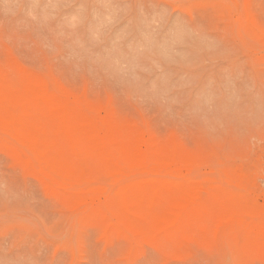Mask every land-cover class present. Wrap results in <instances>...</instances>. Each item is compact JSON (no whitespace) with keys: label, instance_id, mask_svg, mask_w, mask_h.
Here are the masks:
<instances>
[{"label":"rangeland","instance_id":"374dc122","mask_svg":"<svg viewBox=\"0 0 264 264\" xmlns=\"http://www.w3.org/2000/svg\"><path fill=\"white\" fill-rule=\"evenodd\" d=\"M0 103V264H264V0H0Z\"/></svg>","mask_w":264,"mask_h":264},{"label":"bare ground","instance_id":"6f19581e","mask_svg":"<svg viewBox=\"0 0 264 264\" xmlns=\"http://www.w3.org/2000/svg\"><path fill=\"white\" fill-rule=\"evenodd\" d=\"M17 83H18V82H17ZM49 87H50V85H49ZM26 97H27V96H26ZM38 99H39V98H38ZM27 103H29V102H27ZM29 104H30V103H29ZM0 105H1V103H0ZM34 106H35V105H34ZM58 106H59V105H58ZM36 108H37V107H36ZM36 110H37V109H36ZM21 112H22V111H21ZM36 112H37V111H36ZM70 112H71V111H70ZM27 120H28V119H27ZM35 120H36V118H35ZM77 120H78V118H77ZM36 121H37V120H36ZM36 121H35V122H36ZM78 122H79V121H78ZM39 125H40V124H39ZM91 125H92V124H91ZM91 125H90V126H91ZM113 126H114V125H113ZM0 132H1V131H0ZM114 132H115V131H114ZM1 133H3V132H1ZM3 134H4V133H3ZM5 134H7V133H5ZM5 134H4V135H5ZM55 134H56V133H55ZM57 134H58V133H57ZM72 135H73V134H72ZM121 135H122V134H121ZM0 136H1V135H0ZM6 136H8V135H6ZM45 136H46V135H45ZM8 137H10V136H8ZM46 137H47V136H46ZM11 138H12V137H11ZM11 138H10V139H11ZM47 139H48V138H47ZM59 139H61V138H59ZM68 139H69V138H68ZM13 140H14V138H13ZM44 140H45V139H44ZM74 140H75V139H74ZM14 141H16V140H14ZM50 141H51V139H50ZM148 141H149V144H150V140H148ZM16 142H17V141H16ZM58 142H59V141H58ZM17 143H18V142H17ZM40 143H41V142H40ZM48 143H49V141H48ZM52 143H53V142H52ZM19 144H20V145H19ZM18 146H20V147L26 149L24 146H22L21 143H18ZM152 146H153V145H152ZM159 146H160V145H159ZM150 147H151V145H150ZM154 147H155V146H154ZM162 147H164V146H162ZM49 149H50V148H49ZM162 149H163V148H162ZM164 149H165V148H164ZM148 150H150V149L148 148ZM154 150L156 151V149H154ZM52 151H54V150H52ZM27 152H28V151H27ZM28 153H29V152H28ZM148 153H150V152L148 151ZM21 154H22V153H21ZM29 154H31V153H29ZM158 154H160V153L158 152ZM123 155H124V154H123ZM19 156H21V155H19ZM186 156H187V155H186ZM31 159L34 160V158H31ZM35 161H36V160H34V162H35ZM112 161H113V160H112ZM28 164H29V162H28ZM33 164H35V163H33ZM56 165H57V164H56ZM33 166H34V165H33ZM35 166H36V165H35ZM41 166H42V165H41ZM46 169H47V168H46ZM87 169H88V167H87ZM47 170H48V169H47ZM50 172H51V171H50ZM213 172H215V171H212V173H213ZM142 173H144V174L146 175L145 172H142ZM149 173H150V172H149ZM149 173H148V175H151V174H152V173H151V174H149ZM201 173H202V172H201ZM212 173H211V175H212ZM134 174H135V173H134ZM134 174H133V176H134ZM136 174H137V175L139 174L138 176H141V175H140L141 173H139V172H136ZM155 174H156V173H155ZM207 174H208V173H207ZM213 174H214V173H213ZM54 175H55V174H54ZM152 175H153V174H152ZM157 175H162V174H157ZM208 175H209V174H208ZM129 176H132V175H129ZM129 176H128V177H129ZM133 176H132V178H133ZM143 176H144V175H143ZM163 176H164V174H163ZM167 176H168V175H167ZM169 176L171 177V174H169ZM169 176H168V177H169ZM187 176H188V175H187ZM190 176H191V175H190ZM56 177L58 178L57 175H56ZM135 177H136V175H135ZM172 177H174V176H172ZM176 177H177V176H176ZM179 177H180V176H179ZM179 177H178V178H179ZM188 177H189V176H188ZM124 178H127V177L125 176ZM124 178H122V179L124 180ZM185 178H186V174H185ZM216 178H217V177H216ZM122 179H119L118 181L120 182V180H122ZM128 179H129V178H128ZM217 179H219V178H217ZM123 180H122V181H123ZM152 181H153V180H152ZM98 182H99V181H98ZM212 182H213V181H212ZM101 183H102V182H101ZM104 183H105V182H104ZM85 184H86V183H85ZM87 184H89V182H88ZM87 184H86V185H87ZM107 184H108V183H107ZM112 184L115 185V183H112ZM116 184H117V182H116ZM165 184H166V183H165ZM66 185H67V184H66ZM86 185H85V186H86ZM109 186H110V187H111V186L113 187V185H111V184L107 185L108 188H110ZM227 186H228V185H227ZM69 187H71V186H69ZM75 187H76V186H75ZM77 187H78V186H77ZM80 187H82V185H81ZM112 187H111V188H112ZM132 187H134V186H132ZM138 187H139V186H138ZM111 188H110V189H111ZM164 188H165V187H164ZM176 188H177V187H176ZM74 189H75V188H74ZM229 189H230V188H229ZM107 190H108V189H107ZM211 190H212V189H211ZM207 191H208V190H207ZM207 191H206V192H207ZM215 191H216V190H215ZM217 191H218V190H217ZM235 191H236V190H235ZM238 191H239V190H238ZM107 192H109V191H107ZM177 192H178V189H177ZM214 193H215V192H214ZM105 194H106V193H105ZM207 194H208V193H207ZM207 194H206V196H205L206 198H207ZM215 194H216V193H215ZM215 194H214V195H215ZM217 194H218V193H217ZM222 194H223V193H222ZM218 195H219V194H218ZM177 196H178V195H177ZM191 196H192V194H191ZM224 196H225V194H224ZM244 196H245V195H244ZM246 196H247V193H246ZM249 196H250V195H249ZM249 196H248V197H249ZM208 197H209V196H208ZM199 198H200V197H199ZM203 198H204V197H201V199H203ZM210 198H211V197H210ZM215 198H216V196H215ZM237 198H238V197H237ZM220 199H221V198H220ZM232 199H233V198H232ZM239 199H240V198H239ZM209 200H210V199H209ZM211 200H212V199H211ZM213 200H214V198H213ZM217 200H218V198H217ZM233 200H234V199H233ZM235 200H236V199H235ZM243 200H244V199H243ZM178 201H179V200H178ZM199 201H200V200H199ZM241 201H242V200H241ZM201 202H202V201H201ZM216 202H217V201H216ZM228 202H229V201H228ZM233 202H234V201H233ZM239 202H240V201H239ZM239 202H238V203H239ZM242 202H244V201H242ZM245 202H246V201H245ZM247 202H249V201H247ZM235 203H236V202H235ZM238 203H237V204H238ZM240 203H241V202H240ZM178 204H179V203H178ZM219 204H220V203H219ZM231 204H232V203H231ZM132 205H133V204H132ZM197 205H198V204H197ZM235 205H236V204H235ZM238 205L240 206V204H238ZM254 205H255V204H254ZM242 206H243V204H242ZM246 206H247V204H246ZM179 207H180V206H179ZM188 207H190V206H188ZM218 207H219V206H218ZM154 208H155V207H154ZM189 209H190V208H189ZM248 209H249V208H248ZM260 209H261V208H260ZM187 210H188V209H187ZM192 210H193V209H192ZM225 210H226V209H225ZM228 210H229V209H228ZM232 210H233V209H232ZM238 210H239V209H238ZM145 211H146V210H145ZM236 212H237V211H236ZM246 212H247V211H246ZM251 212L253 213V212H255V211H251ZM182 213H183V212H182ZM192 213H193V212H192ZM237 213H239V212H237ZM248 213H250V212H248ZM261 213H263V212H261ZM185 214H186V213H185ZM230 214H232V213H230ZM233 214H234V212H233ZM233 214H232V215H233ZM239 214H240V213H239ZM245 214H246V213H245ZM250 214H251V213H250ZM253 214H254V213H253ZM138 215H139V214H138ZM182 215H183V214H182ZM254 215H255V214H254ZM233 216H234V215H233ZM226 217H227V216H226ZM248 217H249V216H248ZM115 218H116V217H115ZM257 218H258V217H257ZM226 219H227V218H226ZM229 220H230V219H229ZM229 220H228V221H229ZM258 220H260V219H258ZM260 222H261V221H260ZM249 223L251 224V220H250ZM177 224H178V223H177ZM150 227H151V226H150ZM168 228H169V227H168ZM154 229H155V228H154ZM164 230H165V229H164ZM257 238H258V237H257ZM261 240H263V239L260 238V241H261Z\"/></svg>","mask_w":264,"mask_h":264}]
</instances>
